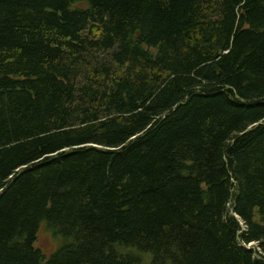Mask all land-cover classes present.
<instances>
[{"label":"trees","instance_id":"16d2710c","mask_svg":"<svg viewBox=\"0 0 264 264\" xmlns=\"http://www.w3.org/2000/svg\"><path fill=\"white\" fill-rule=\"evenodd\" d=\"M0 264H264V0H0Z\"/></svg>","mask_w":264,"mask_h":264},{"label":"rangeland","instance_id":"374dc122","mask_svg":"<svg viewBox=\"0 0 264 264\" xmlns=\"http://www.w3.org/2000/svg\"><path fill=\"white\" fill-rule=\"evenodd\" d=\"M59 246V241L52 237L51 233L46 230L43 224L38 233L36 247L42 251L45 259L48 260ZM250 247H252V245Z\"/></svg>","mask_w":264,"mask_h":264}]
</instances>
